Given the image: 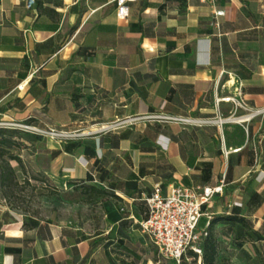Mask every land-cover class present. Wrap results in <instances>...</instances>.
Wrapping results in <instances>:
<instances>
[{"label": "crops", "instance_id": "obj_1", "mask_svg": "<svg viewBox=\"0 0 264 264\" xmlns=\"http://www.w3.org/2000/svg\"><path fill=\"white\" fill-rule=\"evenodd\" d=\"M116 1L0 0V123L75 136L25 142L27 173L104 193L83 194L99 215L81 224L37 219L0 196V264H156L140 224L157 185L224 184L205 212L244 207L264 233V0H136L126 19ZM232 191L246 199L224 206Z\"/></svg>", "mask_w": 264, "mask_h": 264}, {"label": "built area", "instance_id": "obj_2", "mask_svg": "<svg viewBox=\"0 0 264 264\" xmlns=\"http://www.w3.org/2000/svg\"><path fill=\"white\" fill-rule=\"evenodd\" d=\"M136 0H117V16L120 19L129 17V5ZM225 0H200L201 4L215 7ZM225 12L218 10L214 13L217 28H220L218 19L225 17ZM224 102H232L237 108L243 109V104L239 99L224 98ZM220 104V101H217ZM156 121H163L177 124H192L195 121L186 118L149 117ZM223 120H217L214 124H222ZM0 127L19 128L25 131H37L32 127L0 124ZM39 132V131H38ZM241 150H235L238 153ZM223 157L228 160L231 151L223 145ZM153 194L148 197L147 203L148 216L141 224L144 234L151 240L158 254L164 259L174 264H193L195 257H198V264H201L203 249L201 245L208 235V229L212 221V215L205 212V208L212 205L216 198L223 197L225 186L221 184L217 187H187L173 186L168 194H165L160 185H157ZM237 206V205H235ZM234 206V207H235ZM206 217L208 225L203 231L199 230L201 219ZM192 254V256H191Z\"/></svg>", "mask_w": 264, "mask_h": 264}, {"label": "rangeland", "instance_id": "obj_3", "mask_svg": "<svg viewBox=\"0 0 264 264\" xmlns=\"http://www.w3.org/2000/svg\"><path fill=\"white\" fill-rule=\"evenodd\" d=\"M215 121L211 123L214 124ZM34 129L37 131H32V133L44 135L47 141L46 145L50 147H59L58 145H62L63 142L75 139L73 135L62 134L57 131L47 133L37 128ZM27 178L28 181H26ZM34 179L42 181L44 178L31 171H29L28 177L19 173V184L15 186L13 195L6 201L10 208L27 213L37 219L55 223L70 221H76L80 224L82 221L87 223V219L99 215L97 207L92 203H87L88 200L83 195L84 190L81 188L69 187L67 190L61 191L60 188L56 187L57 185L48 184L45 187L40 182H35ZM253 179L254 174L251 173L247 177L246 191L251 186L250 181ZM243 194L244 196L241 197V192H229L227 199L223 202L224 206L232 205L240 199L245 200L246 193ZM218 216L216 215V217ZM201 220L199 230L203 231L208 225V219L203 217ZM93 224L91 223V226ZM226 230L227 228L224 229L222 226L215 228V233L219 235L221 240L220 258L217 264H264V245L257 241V236L250 229L241 231V228H237V231L229 236L226 235ZM261 234L264 236L263 232ZM154 260L158 264H173L156 252H154Z\"/></svg>", "mask_w": 264, "mask_h": 264}, {"label": "trees", "instance_id": "obj_4", "mask_svg": "<svg viewBox=\"0 0 264 264\" xmlns=\"http://www.w3.org/2000/svg\"><path fill=\"white\" fill-rule=\"evenodd\" d=\"M2 123V122H1ZM0 123V124H1ZM24 126H29L33 128H39L34 125L32 122L28 124H23ZM41 130V128H39ZM25 139V140H24ZM43 139L42 135L32 133L17 128H8L0 127V196L2 199L7 201L14 192L15 186L19 184V172L11 166V162H16L18 164L19 170L23 175L28 177V173L25 168L23 159L20 155V152L26 148V143L28 142L31 147L34 149L36 144ZM15 151V153H13ZM35 182H40L41 185H48L49 183L46 180L39 181L37 179ZM28 181V178L26 179ZM88 190H91V196L98 194L102 196L104 193L98 191L97 189H85L83 194H88ZM255 196L249 201V204H256L255 208H258L262 204V200L257 199ZM206 209V208H205ZM244 214V207L235 206L231 208V211L228 215H222L214 217L210 223L208 229V237L204 239L201 248L203 249V256L201 258V264H217L220 256V246L221 240L219 235L215 233V228L222 226L224 229L227 228L226 235L234 234L237 231V228H241V231L245 229H250L256 236L257 241L262 243L264 237L261 234V231H256L254 229L253 222L250 221ZM148 216V211L146 213V219ZM224 232V231H223ZM192 256V254H191ZM196 261L193 264H198V257H195ZM173 263V262H172ZM174 264V263H173ZM187 264V263H186Z\"/></svg>", "mask_w": 264, "mask_h": 264}]
</instances>
